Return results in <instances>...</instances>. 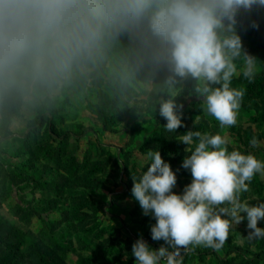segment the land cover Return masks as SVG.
I'll return each mask as SVG.
<instances>
[{
    "label": "rangeland",
    "instance_id": "374dc122",
    "mask_svg": "<svg viewBox=\"0 0 264 264\" xmlns=\"http://www.w3.org/2000/svg\"><path fill=\"white\" fill-rule=\"evenodd\" d=\"M238 31L244 48L258 59V73L253 83L242 75L232 81L246 95L231 128L220 129L201 111L185 84L177 97L183 126L165 131L166 120L153 113L156 78L137 71L119 45L50 88L0 100V215L12 224L0 222V264H46L37 247L51 259L48 264H135L131 249L137 230L159 248L163 241H153L150 233L155 220L131 197L132 175L139 179L150 166L147 152L158 150L176 171L173 191L182 192L191 174L177 165L188 153L176 138L188 130L220 133L229 139L230 151L264 160V9L243 18ZM254 136L256 148L249 143ZM257 175L263 186L253 179L242 202H264V177ZM108 197L129 222L112 220L103 206ZM126 223L134 225L129 233ZM246 225L245 219L231 229L218 252L181 250L182 264H264V239L249 242ZM258 226L264 227V220Z\"/></svg>",
    "mask_w": 264,
    "mask_h": 264
},
{
    "label": "clouds",
    "instance_id": "9594fccd",
    "mask_svg": "<svg viewBox=\"0 0 264 264\" xmlns=\"http://www.w3.org/2000/svg\"><path fill=\"white\" fill-rule=\"evenodd\" d=\"M258 9L264 0H0V100L50 88L119 45L137 71L156 78L153 113L166 120L165 131L183 126L177 97L185 84L201 111L231 128L246 95L232 81L242 75L253 83L258 73L238 26ZM176 139L187 146L181 167L191 174L182 192L173 191L176 171L158 150L147 152L139 179L132 175L131 197L155 220L151 239L163 241L153 249L138 238L135 264H182L181 250L196 247L218 252L245 219L248 241L264 239V202L241 200L254 177H264V160L230 151L220 133L188 130ZM249 143L259 146L255 136Z\"/></svg>",
    "mask_w": 264,
    "mask_h": 264
},
{
    "label": "crops",
    "instance_id": "0c3cea01",
    "mask_svg": "<svg viewBox=\"0 0 264 264\" xmlns=\"http://www.w3.org/2000/svg\"><path fill=\"white\" fill-rule=\"evenodd\" d=\"M103 206H105V208H106L105 211L111 214V217H112L113 221L120 222L123 219L126 222L130 221V220L127 219V213L123 210V208L118 206V205H116V203H111L109 197H108V201L107 202H103ZM126 224H127V232L129 233L128 226H134V225H129V223H126ZM137 231L139 232V234H137L138 238H140L142 235H141L139 230H137ZM143 239L145 241H150L149 238H147V237H143ZM150 242H152V241H150Z\"/></svg>",
    "mask_w": 264,
    "mask_h": 264
},
{
    "label": "trees",
    "instance_id": "16d2710c",
    "mask_svg": "<svg viewBox=\"0 0 264 264\" xmlns=\"http://www.w3.org/2000/svg\"><path fill=\"white\" fill-rule=\"evenodd\" d=\"M262 58H263V63H264V51L262 52ZM263 74H264V68H263ZM181 164H182V163L178 161L177 165H178V166H181ZM184 170H185V169H184ZM185 171H186V173H190V172H188L187 170H185ZM254 179L258 182V185H259V186H263L262 183L259 181V177H258V175H256V176L254 177ZM0 222L6 224L9 228H12V224H11L9 221H7L5 218H3L2 215H0ZM53 245L56 247V249L60 250L62 254H63V252H65V251L61 248V246L58 245L57 241H54V242H53ZM36 252H37L38 254H40L41 256H45L43 260H45L46 264H48V263H47L48 260H51V259H49V258L47 257V254H46L44 251H41V250H40L39 247L36 248ZM51 262H52V261H51Z\"/></svg>",
    "mask_w": 264,
    "mask_h": 264
}]
</instances>
